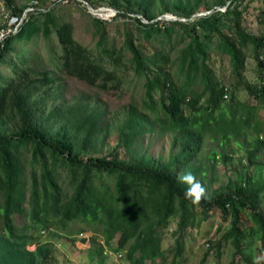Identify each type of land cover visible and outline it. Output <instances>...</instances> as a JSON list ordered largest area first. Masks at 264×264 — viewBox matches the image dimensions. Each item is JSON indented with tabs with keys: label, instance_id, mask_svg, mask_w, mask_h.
<instances>
[{
	"label": "trees",
	"instance_id": "16d2710c",
	"mask_svg": "<svg viewBox=\"0 0 264 264\" xmlns=\"http://www.w3.org/2000/svg\"><path fill=\"white\" fill-rule=\"evenodd\" d=\"M14 1L5 0L20 18L27 7L35 9L0 46V264H50L54 244L43 240V234L74 235L89 230L95 234L91 254L99 264L106 261V248L122 253L129 264L147 260L168 264L170 252L171 264H179L189 228L207 220L214 210L230 222L215 242L217 256H223L230 242L234 253L229 264H253L256 251L264 253V173L247 171L224 191L209 194L204 169L208 144L221 148L219 152L211 149L208 158L220 155L229 160L227 150L238 147L246 150L250 165L264 152V119L260 116L264 108V33L248 31L246 0H215L208 8L210 13L193 19L203 0H180L175 9L164 11L187 20L169 22L158 21L150 13L153 0L110 2L118 10L117 18H132L145 40L170 43L174 36L179 38L184 46L176 58H172L174 49L163 47L147 56L131 36L117 50L108 43L107 21L97 17L94 26L99 38L93 50L75 38L74 23L57 14L61 0L20 7ZM259 18L264 22V7ZM55 33L60 46L58 62L55 69L43 68L26 45L40 35L51 40ZM213 46L229 55L234 86L228 87L213 75ZM247 47L257 62L259 80L255 82L245 77ZM125 48L131 54L128 60ZM131 69L144 79L143 107L130 111L121 127L120 144L108 155H85L103 127V111L86 113L88 107H72L66 112L69 124L79 123L80 130H86L82 143L68 125L51 132L41 121L48 101L38 94L56 87L60 89L57 96L63 95L59 73L109 91L120 89L122 71ZM236 89L246 90L250 100L238 98ZM12 123L14 128L9 130ZM155 127L174 134L173 148L178 151L167 162L121 159V144L132 148L143 133ZM188 172L206 190L207 198L199 204L186 198L190 185L179 179ZM61 180H68L71 192ZM17 215L25 219L24 224L17 223ZM173 219L177 223L172 232L175 243L168 250L163 246L164 233ZM73 222L85 226L73 229Z\"/></svg>",
	"mask_w": 264,
	"mask_h": 264
},
{
	"label": "rangeland",
	"instance_id": "374dc122",
	"mask_svg": "<svg viewBox=\"0 0 264 264\" xmlns=\"http://www.w3.org/2000/svg\"><path fill=\"white\" fill-rule=\"evenodd\" d=\"M61 1L62 4L58 7L57 14L61 16L62 20L72 21L74 23L75 38L79 42L96 50L99 37L95 34L96 28L94 26V18L98 16L95 17V15L90 13L87 2L96 10H103L105 8H114L117 10L110 4L113 0H86L87 2L78 0L80 3L74 0ZM179 1L180 0H153L150 13L156 15V20L158 21H172L173 19H166L164 17L173 18L177 15L171 12H165L164 10L169 7L175 9V4ZM214 1L215 0H203L200 10L196 13L197 16L211 12L208 8L210 5L215 4ZM14 2L17 7H20L34 4L35 0H15ZM37 2L39 4L43 2L52 3V0H37ZM121 2L126 1L121 0ZM246 3L249 4V8L245 15V25L248 31L258 35L263 34L264 22L260 21L259 14L264 4L261 0H246L245 4ZM27 9L28 7L26 10ZM221 9H224V7H221ZM30 11L28 12L30 13ZM13 14L14 13L9 9L5 0H0L1 28L10 23V16ZM137 15L141 16V14ZM195 17L193 16L192 19ZM102 19L107 21L105 28L107 30L108 43L109 45L113 44L117 50L125 47V41L129 36L136 40L137 44L141 46L144 54L147 56H151L156 50L163 47L167 50L174 49L172 51V58H176L180 49L184 46V43L175 36V39L170 43H162V41L158 39L145 40L143 35L138 32L137 23L134 22L132 18H117V16H115ZM184 19V21L187 20V18ZM143 20L146 23L149 22L145 18ZM54 36L51 37V40H46L40 35L26 45L28 49L27 52L39 58L43 68L55 69L54 65L58 62L57 56L59 57L60 46L56 39L58 38L57 34L55 33ZM245 51L247 54L245 77L251 82L258 81L257 62L253 57V51L251 47H247ZM211 55L213 59L210 66L213 70V75L228 87L234 86L236 77L232 71L229 55L214 49V46L211 50ZM124 56L125 60L131 57L130 52L126 48L124 50ZM59 75L60 80L58 83L62 85L61 89L64 90L63 95L60 97L57 96L59 95L60 89L56 87L47 89L38 94V96H46L48 101V104L44 106L41 111V121L51 132H56L60 126L68 125L71 133L75 134L80 140V143H82L86 130H80L79 123H75V125L69 124L66 112L72 107H88L89 110L85 111L86 113H89V111H103L105 113L103 127L99 130V135L90 142L85 155L86 157L108 155L120 144L121 127L130 111L136 107L139 109L143 107L144 79L137 76L133 69L123 70V84L121 88L102 91L75 77L60 73ZM197 87L202 88L199 85ZM236 93L238 98L245 101L250 100L246 90L236 89ZM55 96L57 97L55 98ZM227 101H230V98L227 99ZM260 116L264 119V108L260 110ZM13 128L14 124L12 123L9 125V130ZM173 142L174 134L162 132L155 127L152 132L143 133L132 148L127 149L121 144L119 149L120 157L127 162H135L142 157L155 160L156 162H167L171 154L178 151V148H173ZM208 145L209 146L205 147L207 158L205 159L204 169L207 171L208 178L205 181V185L208 187L209 194L224 191L231 181L237 178L241 179L247 171H260L264 173L263 151L259 154L257 161L253 165H250L245 149H239L238 147L228 149L227 151L231 155L229 160L223 159L220 155H217L216 159H210L208 156L212 155L211 149L219 152L221 148L214 144ZM212 166L214 167L213 169ZM61 182L68 192L72 191L68 180H61ZM198 219H200V216ZM16 220L18 224L25 223V219L21 216L17 215ZM201 222L200 225L189 228L186 251L179 259V264L200 262H203V264H229L233 258V245L229 242L224 246L223 256L221 258L217 256V249L214 248L215 242L220 239L230 227L229 220L226 221L219 210H214L209 214L207 220ZM171 225L172 227L170 229L165 230L163 241L164 248L168 250L175 243V237L172 232L177 226L176 219L172 220ZM82 226L84 227L85 224H81L80 222H73L70 224V227L73 229H78ZM93 236H95V234L92 230L74 235L62 233L60 236H53L49 232H46L43 234L42 239L50 240L54 244L53 260L50 264H99V260L94 258L91 254L93 250L91 247V239ZM97 240L98 242L103 241L100 234H98ZM210 240L213 241V244H210ZM256 244L258 245L259 242ZM256 253L260 255L258 250ZM106 254L107 258L103 264H122L117 253L111 249L106 248ZM169 256L170 260L168 264H171L173 253L170 252ZM145 264H152V262L147 260ZM156 264H161V262L157 261Z\"/></svg>",
	"mask_w": 264,
	"mask_h": 264
},
{
	"label": "built area",
	"instance_id": "2783aa9c",
	"mask_svg": "<svg viewBox=\"0 0 264 264\" xmlns=\"http://www.w3.org/2000/svg\"><path fill=\"white\" fill-rule=\"evenodd\" d=\"M35 3H38V2L35 1ZM34 9H35L34 7H29L26 10V13H24V16L22 18H20V16L17 14H13L10 16V23H8V25L5 27L0 28V46L7 36H9L11 33L17 32L18 28L22 24L24 17L27 15L28 11L34 10ZM89 11L91 14L95 15V17L98 16L97 18H100V19L102 18L108 19L110 17H115L118 13V11L115 10L114 8H105L103 10H96L94 8H89ZM30 248L34 249L35 247L31 246ZM123 256L124 255L122 253L118 254V257L121 259L122 264H129L125 260H123Z\"/></svg>",
	"mask_w": 264,
	"mask_h": 264
},
{
	"label": "clouds",
	"instance_id": "9594fccd",
	"mask_svg": "<svg viewBox=\"0 0 264 264\" xmlns=\"http://www.w3.org/2000/svg\"><path fill=\"white\" fill-rule=\"evenodd\" d=\"M179 179L181 182L190 185L185 192V196L190 199L193 204H199L202 198H207L205 188L195 180V177L191 172L180 176ZM253 264H264V253L253 256Z\"/></svg>",
	"mask_w": 264,
	"mask_h": 264
},
{
	"label": "water",
	"instance_id": "95a60500",
	"mask_svg": "<svg viewBox=\"0 0 264 264\" xmlns=\"http://www.w3.org/2000/svg\"><path fill=\"white\" fill-rule=\"evenodd\" d=\"M81 1H85V2H87L86 0H81ZM87 5H88V7L89 8H93L88 2H87ZM210 13V12H209ZM195 16H197V14H195L194 15V17ZM164 18H166V19H173V20H185L184 18H182V17H179V16H175V17H173V18H169V17H164Z\"/></svg>",
	"mask_w": 264,
	"mask_h": 264
}]
</instances>
